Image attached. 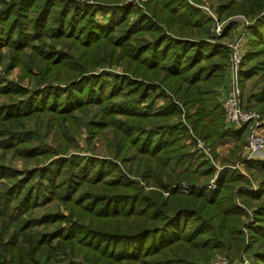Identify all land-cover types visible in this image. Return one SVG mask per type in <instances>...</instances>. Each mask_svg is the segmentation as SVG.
Segmentation results:
<instances>
[{"label":"trees","instance_id":"trees-1","mask_svg":"<svg viewBox=\"0 0 264 264\" xmlns=\"http://www.w3.org/2000/svg\"><path fill=\"white\" fill-rule=\"evenodd\" d=\"M89 1L0 0V34H6L0 39V65L8 62L7 73L28 69L22 78L36 68L45 81L31 90L22 81L5 84L0 75V264H207L225 252L234 258L249 254L248 263L264 264V160L242 161L251 178L223 171L211 188L214 167L199 163L185 144L200 137L215 155L217 143L231 137L234 161L248 145L247 125L225 126L217 91L232 57L230 48L215 41L233 26L216 39L214 20L186 0H154V5L138 0L159 23L133 5L119 9L123 0H93L100 10L116 6L124 12L99 26ZM240 1L220 0L217 21L240 13L252 23L239 73L241 102L260 90L256 108L264 112V0ZM133 13L139 15V29L128 23ZM144 34L154 40L147 43ZM104 42L129 60L131 76L121 75L112 84L104 80L107 73L94 75L92 80L105 84L93 87L78 77L85 70L77 69L70 79L61 77L68 83L64 89L53 84V76L63 75L54 70L72 67L68 50ZM4 47L8 53H2ZM157 89L155 98H168L169 92L171 100L154 111ZM93 106L107 120L94 132L111 127L118 143L114 158L133 162L124 171L115 162L81 158L66 147L51 151L40 141L49 126L46 118L74 117ZM183 115L187 127L174 121ZM29 119H37L41 130L25 124ZM132 151L134 159L128 157ZM230 157L224 162L231 164ZM3 160H23L26 168L20 171ZM149 180L157 191L146 192ZM182 184L190 185L187 193L178 189ZM56 202L79 220L64 226L70 219ZM249 211L253 224L247 238L242 224Z\"/></svg>","mask_w":264,"mask_h":264},{"label":"rangeland","instance_id":"rangeland-1","mask_svg":"<svg viewBox=\"0 0 264 264\" xmlns=\"http://www.w3.org/2000/svg\"><path fill=\"white\" fill-rule=\"evenodd\" d=\"M73 1V0H69ZM149 2V0H143V2ZM188 5L195 6L196 8L201 10V13L205 17H209L213 19L214 21L212 22V31L214 32V35L217 36H223L224 30L226 26L231 24L233 26L232 32L225 36L222 40H216L215 42L218 45H222L225 47L230 48L231 50V57L235 56V54H238L239 58H244L245 54L249 50V45H250V40L248 37V31L251 29L252 23L250 20H247L244 15L242 14H236L232 15L229 17L227 20L218 22V10L220 7V0H202V3H193L191 0H186ZM90 4L95 5V11H96V16H95V21L98 23L99 26H107L109 20L112 18V16L115 14L116 17L122 16L124 12L121 13L119 10H117L116 6L113 7H108L107 10H100V7L97 5V1L90 0ZM9 4L12 2H8ZM150 5H154V0L153 2H150ZM70 7H72V3H70ZM81 4V3H79ZM133 5L136 10L140 11V15H146L150 17L151 13L147 10L146 6H144L140 1L138 0H123V3L118 6L119 9L120 7H123L125 5ZM241 1L236 0V5H240ZM4 6L0 5V9H2ZM85 7V6H84ZM137 11V12H138ZM152 16V15H151ZM139 15L137 13H133L130 15L128 23L131 25H134L136 28L141 27V22L140 19L138 18ZM153 17V22L154 20L158 22V19L155 16ZM167 19V18H166ZM165 26V25H164ZM217 26L220 27V29L217 28ZM165 33H166V27L164 28ZM0 31H3V28L0 27ZM219 31V32H218ZM1 38L5 37V33L0 34ZM143 39L147 43L150 41H153L154 38L150 36V34H144L141 35ZM215 43V44H216ZM57 48L62 49L61 46H58ZM26 52L29 54L30 50H26ZM68 52L71 54V57H73L75 60L72 64V67H70L68 70H52L53 72H61L63 75L60 76L59 78L56 79L55 76L52 78L54 80L53 84L56 86H60L61 88L67 87V82L65 81H60L63 80L62 78L68 77L70 79L76 72L77 69L78 71L85 70V73L79 75L78 77L80 78H88L85 81H90L91 84L94 85L96 84L97 87H103L105 84V81H108L109 83L115 84V81L117 78H119L121 75H130L131 74L128 72L129 69H127V66H131L129 64V60L125 58V55L119 50L115 48H111L107 42L100 43L96 46L89 47L87 49H81L79 52H75L72 50H68ZM2 53H8V48L4 47L2 50ZM231 61L228 63V68L226 70V81L222 85V87L217 90L219 92V102L221 105V110L223 111L224 115V123L225 126L229 128L228 122L226 120V115L224 112V102L227 97V91L229 87V81L232 79V72L230 70L231 67ZM8 62H3L2 65H0V75L4 77L3 82L5 84H8L10 82H18L22 81L20 84L27 89H33L36 84H39V81L45 82L42 76H39L37 73L38 70L36 68H33L31 71V74L29 77H23V75H26L29 73V70L27 69L26 74L23 73L22 69L20 67H15L10 73H7L5 71V68H7ZM42 66V65H41ZM43 67V66H42ZM82 68V69H81ZM101 73H107V76L105 77V81H102L103 84H100L98 80H92L94 75H101ZM34 76H38L37 78H34ZM125 76V77H127ZM62 77V78H61ZM77 77V79H79ZM97 77V76H96ZM101 77V76H99ZM130 78V77H129ZM159 82V80H157ZM101 82V83H102ZM251 81L248 80L247 84L245 87L249 88L251 86ZM47 86L46 84L44 87ZM92 87V88H93ZM91 88V89H92ZM243 89V88H242ZM260 90H257L259 92ZM161 90L157 89L155 92H153V96L155 98V95L157 93H160ZM166 92V91H165ZM256 92V89L252 91V95H250V99L248 101L243 100L242 103L244 106H250L251 109L248 107L246 108L247 111H253L258 113L261 116V119L264 121V112H260L257 107L258 105V100L260 96ZM243 94L246 95V90L245 88L243 89ZM167 95L169 96L166 98L164 95H159V97L154 99V103L152 104V109L154 111H159L163 107H165L169 101L171 100V97L169 95V92H167ZM87 96V95H86ZM85 96V97H86ZM1 100V99H0ZM118 100V99H117ZM116 100V101H117ZM125 101L120 100V102ZM145 103H150V100L146 101ZM179 105H181L179 102H177ZM119 104V103H118ZM147 105V104H144ZM98 108L100 110H98ZM146 108L142 109L145 110ZM103 110H106L103 107ZM151 111V110H150ZM65 117V118H64ZM48 117L46 118L49 126L48 129L45 130L46 134L40 138V141L45 143L48 148L51 149V151H57L61 149L62 147H66L67 150L70 152H73L76 155L81 156V158H96L99 159L100 161H109V162H115L116 164H119L121 166L120 171H124L127 168L131 167L133 165V162H122L120 160H116L114 158L115 150L113 149L118 145L117 142L113 140V134H112V128L111 127H106V128H98L96 132L95 126L97 125H102V123H107L106 119L103 117L101 108L99 106H93L89 113L87 112H77L74 117ZM90 120L93 122V126L90 124ZM176 124H180V121L182 122L184 127L188 126V122L184 115L182 118L174 120ZM25 124H37L41 130V126L37 119H29L25 122ZM38 128V127H37ZM51 132V134L49 133ZM49 133V134H47ZM176 136V135H175ZM41 137V135H40ZM198 138V137H197ZM200 139V137H199ZM198 140V139H197ZM197 140L195 143L193 142L192 139H189L185 141V144L188 145L190 148L191 152L196 153L195 158H199L200 162H208V165H211L214 167V172L215 175L213 178L210 180V186L211 188H215L216 186V181L218 175L226 171L227 173H233L236 172L238 174L244 175L245 177L251 178V174L245 169L244 164L242 163L243 159L248 155L246 152L247 145L245 149L239 153L241 154L235 161L230 157L231 152L234 151L235 149V140L231 137H227L223 141H219L217 143V146H215V155L213 154L212 150V145L210 142H204L201 141L203 144V150L198 151L196 149V144ZM248 144V142H247ZM136 157L135 151H132L128 154V157ZM230 157V160L233 161L231 164L224 162L225 159H228ZM130 158L129 160L131 161ZM133 158V159H134ZM255 160H264V152H259L257 155H255ZM2 160V159H1ZM7 163V166L19 169L20 171H24L26 168L25 163L23 160H3ZM49 163V161H47ZM46 162V163H47ZM204 162V163H205ZM87 164V162H86ZM192 164H198V163H192ZM202 164V163H201ZM200 164V165H201ZM32 166H29L27 169H31ZM115 171V170H114ZM114 173V172H113ZM118 175V171L116 172ZM133 179H137L133 177ZM150 183H147L144 185V182H140L144 187L146 188V192H153L157 191V188L154 187L152 184L151 180H149ZM190 185L187 184H182L178 189L184 191V193H187ZM209 186V187H210ZM256 190H254L255 192ZM41 193V192H38ZM255 194V193H253ZM164 195H167L166 193ZM55 204L59 205L61 208V212L69 217L70 222L64 224L66 227L72 226V224H75L79 219H77L75 216L71 217L70 213L64 209V206L62 204H59L56 202ZM239 204V203H238ZM252 211H249V214H251ZM253 215H250V218L244 217V222L242 224V230L244 231L246 237L248 238V230L247 226L253 224ZM77 220V221H76ZM249 259V254H242L240 257H232L230 254L227 252L222 253V254H216L214 255L207 264H250L248 263Z\"/></svg>","mask_w":264,"mask_h":264},{"label":"built area","instance_id":"built-area-1","mask_svg":"<svg viewBox=\"0 0 264 264\" xmlns=\"http://www.w3.org/2000/svg\"><path fill=\"white\" fill-rule=\"evenodd\" d=\"M217 28L220 29L219 26ZM242 61L243 58H239L237 53L231 61L230 70L233 76L229 81L227 97L224 102V112L229 127L238 129L248 126L250 133L246 147L248 155L243 160H255V155L259 152H264V121L258 113L247 111L241 105L242 90L239 85V73ZM195 138L196 140L198 139L196 149L198 151L203 150L202 140Z\"/></svg>","mask_w":264,"mask_h":264}]
</instances>
